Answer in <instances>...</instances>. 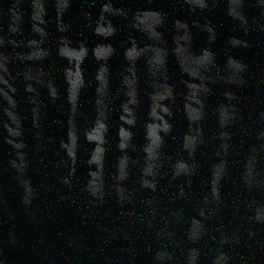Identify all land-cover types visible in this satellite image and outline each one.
I'll return each mask as SVG.
<instances>
[{"label": "water", "instance_id": "95a60500", "mask_svg": "<svg viewBox=\"0 0 264 264\" xmlns=\"http://www.w3.org/2000/svg\"><path fill=\"white\" fill-rule=\"evenodd\" d=\"M57 2L0 0V264H264V0Z\"/></svg>", "mask_w": 264, "mask_h": 264}, {"label": "clouds", "instance_id": "9594fccd", "mask_svg": "<svg viewBox=\"0 0 264 264\" xmlns=\"http://www.w3.org/2000/svg\"><path fill=\"white\" fill-rule=\"evenodd\" d=\"M66 6H67L66 0H64L62 6L57 2L56 8H57V20L58 21H59V18H60V14L64 11ZM241 6H242V0H238L239 9H240ZM202 7H204V5H202ZM103 9L105 11H109V10H112L113 8H112V6L110 4H104L103 5ZM115 14L118 15V16H121V15H123V12L121 10L117 9V10H115ZM241 19L244 20V17L242 15H241ZM244 22H245V20H244ZM41 23H44V21L41 20ZM57 27H58L59 30H63V25L62 24L58 23ZM12 166L14 167L15 165L13 164ZM24 203L27 204L28 203V199H25ZM255 220L258 221V222L259 221H264V219H260L259 217H256ZM221 243H224V241H221ZM192 253L195 254L193 258L196 259V253L195 252H192ZM221 260H223L225 262L227 260V257L224 256L223 254H218L217 259L215 261V264H219V261H221Z\"/></svg>", "mask_w": 264, "mask_h": 264}]
</instances>
